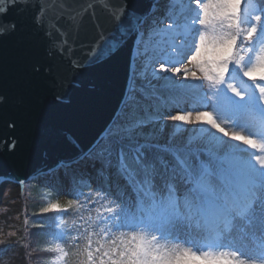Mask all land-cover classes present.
Wrapping results in <instances>:
<instances>
[{
    "label": "snow or ice",
    "instance_id": "snow-or-ice-1",
    "mask_svg": "<svg viewBox=\"0 0 264 264\" xmlns=\"http://www.w3.org/2000/svg\"><path fill=\"white\" fill-rule=\"evenodd\" d=\"M63 3L49 17L41 0H0V40L21 36L30 86L62 103L97 53L130 47L138 66L122 114L65 164L80 190L63 214L97 217L95 231L54 234L74 264H264V0ZM48 251L68 264L61 243Z\"/></svg>",
    "mask_w": 264,
    "mask_h": 264
},
{
    "label": "water",
    "instance_id": "water-1",
    "mask_svg": "<svg viewBox=\"0 0 264 264\" xmlns=\"http://www.w3.org/2000/svg\"><path fill=\"white\" fill-rule=\"evenodd\" d=\"M49 9V17L57 16L63 0H41ZM97 2V0H94ZM156 0H137L141 10ZM73 6H78L74 3ZM98 15L102 14L97 10ZM7 20L20 21L11 9ZM119 38V34H117ZM21 36L0 40V94L8 98L0 102V185L26 180L39 183L41 173H49L60 163L69 161L76 152L100 136L104 128L121 115L131 97V77L136 69L130 47L118 52H100L78 75L76 87L68 90L62 103L52 99L44 88L29 85L30 77L19 60ZM42 55V54H41ZM84 53L76 50V56ZM58 66L69 77L73 70L59 59L45 61ZM41 97V116L33 123L30 102ZM17 143L15 149L12 144ZM41 185H45L43 182Z\"/></svg>",
    "mask_w": 264,
    "mask_h": 264
},
{
    "label": "trees",
    "instance_id": "trees-1",
    "mask_svg": "<svg viewBox=\"0 0 264 264\" xmlns=\"http://www.w3.org/2000/svg\"><path fill=\"white\" fill-rule=\"evenodd\" d=\"M253 1L256 2V0ZM63 170V172L61 170H57L53 174H49L45 178L44 186L37 183L34 185V189L32 191L33 194L36 195L37 193L42 192L41 196L37 195L32 197L31 194L29 195V197H32L33 202L32 209L30 206L28 208V213L26 214V228L23 229L25 233L24 239L30 242V249L28 250L30 258H28V260L34 261L38 264H58L56 260L58 254L48 251V249L53 247L55 243H61L65 250L70 252L67 262L68 264H74L77 258L71 255V253L75 252V250L70 246V240L68 242L65 240H57L54 235L58 232H66L69 237L77 235L78 233L76 231L73 232L72 230V219H74L76 223L78 221L77 227L80 229V233H83L85 229L88 231L96 230L92 227V224L95 223L97 218L96 209H92L91 212L81 211L80 216L84 217L83 220L77 215H64L62 210L67 209V205L65 207L59 206L61 211L50 210L47 213L41 212V209L46 205H49V201H51L53 197L63 196L73 201L76 200V196L70 193L74 190H80V186L78 184H73L72 170L70 168L64 167ZM83 191L87 192L88 189L84 188ZM42 198L45 200H42ZM69 211L71 213H75L76 206ZM87 216L91 219V223L89 222V218H87ZM79 243L82 247L84 241L81 240Z\"/></svg>",
    "mask_w": 264,
    "mask_h": 264
},
{
    "label": "rangeland",
    "instance_id": "rangeland-1",
    "mask_svg": "<svg viewBox=\"0 0 264 264\" xmlns=\"http://www.w3.org/2000/svg\"><path fill=\"white\" fill-rule=\"evenodd\" d=\"M255 3L256 2L253 0L246 1V4L255 5ZM181 7L182 4L178 3L176 6V11L179 12ZM184 66L190 67L191 65L186 62ZM137 67L138 66L136 63V69ZM133 81V88H135L137 87V84L134 78ZM59 167L60 168L58 170H61L63 172V167ZM48 174L41 173L39 175V182L45 183V176ZM35 184V182L24 181L23 179H15V181H10L4 186L1 185L0 199L4 208L0 205V241L3 242L2 244H0V247L4 246L5 244H7V246L3 248V251L0 254V264H38L34 261L28 260V258H30L28 251L30 249V242L24 239L25 233L23 231V229L26 228V214L28 213V207L31 206L32 209V197L37 195L41 196L42 193H37L36 195L33 194L32 191ZM30 194L32 197H29ZM42 200L45 199L42 198ZM69 200L70 199L63 196L53 197L51 201H49V204L59 202V206L65 207ZM47 206L48 205H46L45 207ZM87 218H89V216H87ZM71 222L72 228L73 225H78V221L76 223L74 219H72ZM72 230L73 232H75L74 229Z\"/></svg>",
    "mask_w": 264,
    "mask_h": 264
},
{
    "label": "bare ground",
    "instance_id": "bare-ground-1",
    "mask_svg": "<svg viewBox=\"0 0 264 264\" xmlns=\"http://www.w3.org/2000/svg\"><path fill=\"white\" fill-rule=\"evenodd\" d=\"M133 61V60H132ZM132 78V77H131ZM132 80V82H131V87H133V78L131 79ZM52 171H57L56 170V168H52V170H51V172ZM0 188H1V185H0ZM0 205H1V207H3L4 208V206H3V204H2V202H1V199H0ZM7 246V244H5L4 246H2V247H0V254L2 253V251H3V248H5Z\"/></svg>",
    "mask_w": 264,
    "mask_h": 264
}]
</instances>
